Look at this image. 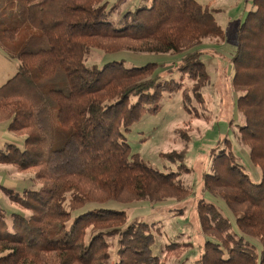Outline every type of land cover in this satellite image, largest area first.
Masks as SVG:
<instances>
[{"label": "trees", "instance_id": "16d2710c", "mask_svg": "<svg viewBox=\"0 0 264 264\" xmlns=\"http://www.w3.org/2000/svg\"><path fill=\"white\" fill-rule=\"evenodd\" d=\"M115 8L108 0H0V30L11 41L23 35L10 54L17 72L0 85V115L23 141L0 143V163L34 172L42 183L17 190L0 182L18 206L0 204V264H110L108 239L116 235V264H166L153 252L155 223L126 225L124 210L85 208L187 195L179 176L188 169V148L161 153L181 162L179 172H163L133 151L124 131L157 113L164 91H182L184 107L195 113L184 79L193 81L203 104L202 88L212 76L201 48L207 38L223 40L224 29L216 18L220 9L198 0H151L119 16ZM94 49L182 54L176 63L182 80H163L158 62L88 64ZM231 61L244 117L240 139L262 176L255 182L229 144L213 149L204 189L226 202L237 226L201 199L207 240L197 264H264V0H252Z\"/></svg>", "mask_w": 264, "mask_h": 264}, {"label": "rangeland", "instance_id": "374dc122", "mask_svg": "<svg viewBox=\"0 0 264 264\" xmlns=\"http://www.w3.org/2000/svg\"><path fill=\"white\" fill-rule=\"evenodd\" d=\"M151 0H108L109 7H116L114 15L126 10H134ZM199 2L219 8L216 14L218 22L224 29L223 40L207 38L202 45L203 59L207 63L212 76L210 83L202 88L203 104L194 96L193 81L184 79L189 87L191 100L190 114L184 107L183 92L170 93L164 91L157 113H146L136 121L129 131H124L126 140L134 152L152 167L163 172L180 171L181 162L163 159L160 155L166 152L187 151L186 165L179 179L187 189V195L178 199L166 198L158 203L149 201L119 202L108 201L102 204H89L92 207L124 210L127 213V223L146 221L155 223L152 231L156 237L153 252L165 260L166 264H197L201 257L207 237L203 232L198 206L201 199L213 202L228 216L234 226H237L235 215L226 202L219 196L204 189V175L211 171L212 152L214 148H225L228 144L239 158V162L255 182H259L262 170L251 159L250 146L240 139V126L244 117L237 108L239 93L232 87L234 67L231 56L236 48L237 31L240 23L248 15L252 0H198ZM21 34L15 41L5 36L0 30V85L5 83L17 72L18 60L10 57L22 42ZM182 54L160 52H134L129 50L106 53L94 49L88 59V64L103 65L110 61H124L127 66H141L149 62L161 63V78L163 80H182V74L176 70V63ZM1 116V115H0ZM1 116L0 118H2ZM4 118V117H3ZM2 118V119H3ZM0 119V143L6 140L22 142L23 137L11 133L7 129L5 119ZM0 180L2 185L17 190L38 188L42 183L35 177L34 172H21L13 164L0 163ZM0 204L9 208H18L8 199L0 187ZM112 243L110 264L119 260L117 249L118 235L109 237ZM180 242L174 251H166L168 244Z\"/></svg>", "mask_w": 264, "mask_h": 264}, {"label": "crops", "instance_id": "0c3cea01", "mask_svg": "<svg viewBox=\"0 0 264 264\" xmlns=\"http://www.w3.org/2000/svg\"><path fill=\"white\" fill-rule=\"evenodd\" d=\"M0 182H1V180H0Z\"/></svg>", "mask_w": 264, "mask_h": 264}]
</instances>
